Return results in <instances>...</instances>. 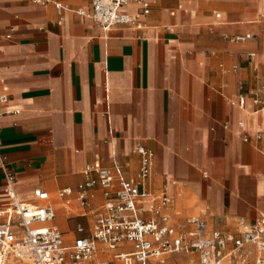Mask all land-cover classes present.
<instances>
[{"label":"crops","instance_id":"0c3cea01","mask_svg":"<svg viewBox=\"0 0 264 264\" xmlns=\"http://www.w3.org/2000/svg\"><path fill=\"white\" fill-rule=\"evenodd\" d=\"M49 1L0 0V94L9 97L0 103V153L17 197L33 201L46 190L51 225L71 245L92 234L105 202L96 187L91 207L81 204L86 167L100 161L116 187L119 176L139 184L144 146L154 159L140 189L168 196L175 228L200 218L237 237L240 220L264 216V109L256 113L252 101L256 92L264 98L262 0H147L142 29L108 31L76 12L90 11L91 0ZM5 187L0 159V209L10 201ZM107 250L124 264L117 255L133 247L100 243L89 264Z\"/></svg>","mask_w":264,"mask_h":264},{"label":"built area","instance_id":"2783aa9c","mask_svg":"<svg viewBox=\"0 0 264 264\" xmlns=\"http://www.w3.org/2000/svg\"><path fill=\"white\" fill-rule=\"evenodd\" d=\"M34 2L43 4L50 1ZM131 2L140 6L138 13L122 11ZM262 3L264 7V0ZM91 4L90 11L76 12L105 31L118 27L140 30L144 27L143 18L150 13L147 0H91ZM55 7L65 9L61 3H55ZM261 19L264 22V12ZM251 38L253 36H236L231 41L247 42ZM249 56L254 58L256 54L250 53ZM8 101L7 95L0 94L1 104ZM252 101L256 113L264 109L262 92L253 93ZM236 103L244 108L245 97H240ZM238 125L241 129L245 126L243 121ZM1 147L0 139V150ZM137 152L142 157L139 184L119 176L116 187L113 173L100 161L86 167L83 173L86 180L78 188L81 204L91 207L88 192L96 187L101 188L105 202L95 212L92 234L75 239L71 245L66 244L63 232L51 225L56 213L49 203V193L39 188L34 191L33 201L18 198L16 175L0 153L1 166L6 174L5 193L10 199L0 209V264H89L100 243L110 250L130 243L133 247L131 253L117 255L124 264H167L175 255L193 257L189 264L195 261L198 264H264V216L254 222L240 220L237 237L209 230L207 223L200 218H189L179 229L175 228L165 213L170 205L168 196L155 198L140 189L152 172L154 153L144 146H138ZM71 193V189H66L60 195ZM149 201L157 202L148 206ZM230 243L232 248L226 251ZM248 246L255 250L248 249Z\"/></svg>","mask_w":264,"mask_h":264},{"label":"rangeland","instance_id":"374dc122","mask_svg":"<svg viewBox=\"0 0 264 264\" xmlns=\"http://www.w3.org/2000/svg\"><path fill=\"white\" fill-rule=\"evenodd\" d=\"M110 253L111 251L107 250L105 252V257L103 258L102 261L100 260L101 256L99 255V258H97L101 262L99 264H107V263L108 264H121L120 262H118V260L114 259L113 254L111 255V258H108ZM191 259H193V257L189 255H175L172 257L170 264H189ZM94 264H98V262L96 261ZM194 264H198V263L195 261Z\"/></svg>","mask_w":264,"mask_h":264},{"label":"bare ground","instance_id":"6f19581e","mask_svg":"<svg viewBox=\"0 0 264 264\" xmlns=\"http://www.w3.org/2000/svg\"><path fill=\"white\" fill-rule=\"evenodd\" d=\"M63 206H64V204H63ZM108 264V263H107Z\"/></svg>","mask_w":264,"mask_h":264}]
</instances>
